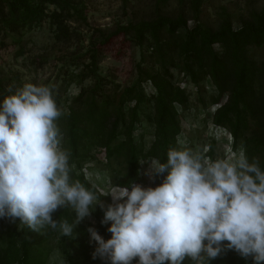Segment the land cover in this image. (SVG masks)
Segmentation results:
<instances>
[{
  "label": "trees",
  "instance_id": "trees-1",
  "mask_svg": "<svg viewBox=\"0 0 264 264\" xmlns=\"http://www.w3.org/2000/svg\"><path fill=\"white\" fill-rule=\"evenodd\" d=\"M203 2L178 0L173 14H166L164 10L170 0H156V13L149 19L131 21L107 32L92 29L89 61L73 59L79 71L68 79L70 84L80 85L92 79L91 87L82 85L81 92L70 104L69 97L63 99L59 93L52 92L61 112L55 123L60 133V147L69 153L72 182L78 181L97 195L103 193L81 168L95 150L104 155L105 171L121 187L144 180L143 159L165 163L170 149L180 150L179 137L183 132L180 117L190 107V84L201 92L209 91L212 105L209 116L214 127L229 136L233 150H241L250 163L256 162L264 170V61H259L252 51L264 48V7L239 16L237 22L224 17L213 28L201 20ZM50 5L57 10L49 12ZM86 9L82 0L80 4L75 0H0V45L2 49L8 47V38L12 37L19 47L17 54H23L19 35L47 19L56 27V39L70 42L74 35L68 22L77 19L88 26ZM119 38L130 43V47H139L142 56L134 69L135 81L123 89L100 71L102 57L108 50H116ZM172 69L183 75L182 82L175 80ZM24 85L22 79L12 83L0 77V100ZM107 85L109 89H105ZM144 116L155 128L149 149L138 142V128ZM215 143L211 144V157ZM161 180L162 177H156L153 187ZM100 200L105 208L112 203L110 195L101 196ZM72 209L67 205L58 208L52 214L53 219L73 224L75 211ZM103 214L97 206L95 225L82 221L71 237H64L59 229L48 226L38 233L23 223L21 228L12 227L9 219H0V228L6 236L0 264H47L55 248H61L69 264H106L100 258H92L95 243L90 244L87 232L89 227H95L105 240L111 238L107 231L109 225L101 224ZM46 229L50 234L59 233L61 242L57 247L47 242L43 233ZM68 242L77 245L76 256L62 245ZM224 255L227 264H252L251 258L246 261L233 250ZM221 257L212 264H220ZM137 261L138 257L131 264Z\"/></svg>",
  "mask_w": 264,
  "mask_h": 264
},
{
  "label": "clouds",
  "instance_id": "clouds-1",
  "mask_svg": "<svg viewBox=\"0 0 264 264\" xmlns=\"http://www.w3.org/2000/svg\"><path fill=\"white\" fill-rule=\"evenodd\" d=\"M60 116L47 86L26 84L0 100V219L71 237L99 206L111 238L95 227L87 232L92 258L106 264L137 257V264H183L186 257L212 264L229 250L264 264V170L256 162L243 154L206 162L190 150L170 149L165 163L150 160L147 174L162 177L158 186L133 182L97 195L71 181L55 123ZM109 195L105 208L100 197ZM66 205L75 211L73 224L53 219Z\"/></svg>",
  "mask_w": 264,
  "mask_h": 264
},
{
  "label": "rangeland",
  "instance_id": "rangeland-1",
  "mask_svg": "<svg viewBox=\"0 0 264 264\" xmlns=\"http://www.w3.org/2000/svg\"><path fill=\"white\" fill-rule=\"evenodd\" d=\"M80 4L81 0H75ZM85 3L88 26L81 20H71L68 22L73 39L70 42H59L56 39V27L47 19L38 26L30 30H25L22 35L21 44L24 52L18 55L19 47L14 44L12 37L8 38V47L0 45V77L7 78L12 83L22 79L26 84L37 86H47L52 92L59 93L63 99L69 97V104L72 99L79 95L82 85L91 87L92 79H88L84 84H70L69 78L72 73L79 71L73 64V59L79 57L81 61L88 62V50L93 43L92 29H102L112 31L119 25H127L131 21L149 19L156 13V0H82ZM178 0H170L166 6L165 13L173 14V8ZM264 7V0H204L202 7L201 20L206 25L216 28L224 17H228L237 22L241 15H247L250 11L261 10ZM49 12H54L56 6L50 5ZM163 12V11H162ZM193 22H190L192 26ZM116 50H108L101 59V73L112 80L120 89L133 84L134 69L140 63L141 50L139 47H130V43L124 42L123 38L116 40ZM125 44L127 46H125ZM119 51V52H118ZM259 61H264V48L252 50ZM76 61V60H75ZM44 62V64L42 63ZM42 63V64H41ZM175 80L182 82L183 75L179 70L172 69ZM113 85V84H112ZM106 86L105 89H109ZM190 107L181 114V124L183 132L179 137L180 150H190L194 155L202 157L203 161H216L222 159L237 158L243 152L233 150L229 136L224 135L214 127L209 114L212 112L209 91H199L194 85L190 84ZM64 107L68 105L65 103ZM144 116L143 123L138 128V142L143 143L149 149L154 140V124ZM60 139V138H59ZM61 141V139H60ZM215 143L214 156H210L211 144ZM96 151V152H95ZM91 152V156L82 165L87 178L97 185L103 193H109L116 184L105 171V157L99 150ZM149 159H143V181L140 184L144 187H153L156 177H150ZM96 202H94L93 207ZM73 210V209H72ZM83 222L87 225H95L94 212L90 217H86ZM11 226L21 228L22 225L17 218L11 221ZM47 237L50 246L57 247L61 242L59 233L50 234L48 229L43 232ZM65 248L76 256L77 245L71 242L64 243ZM6 246L5 233L0 228V251ZM61 248H55L51 253L47 264H69L65 256L60 252ZM184 264H194L190 258H185ZM220 264H227L226 257L223 255Z\"/></svg>",
  "mask_w": 264,
  "mask_h": 264
}]
</instances>
